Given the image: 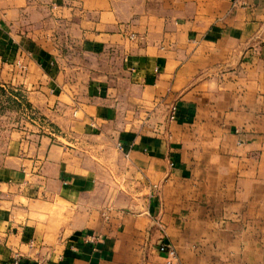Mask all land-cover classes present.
Wrapping results in <instances>:
<instances>
[{
    "label": "crops",
    "instance_id": "crops-1",
    "mask_svg": "<svg viewBox=\"0 0 264 264\" xmlns=\"http://www.w3.org/2000/svg\"><path fill=\"white\" fill-rule=\"evenodd\" d=\"M0 87V264H264V0H0Z\"/></svg>",
    "mask_w": 264,
    "mask_h": 264
},
{
    "label": "built area",
    "instance_id": "built-area-1",
    "mask_svg": "<svg viewBox=\"0 0 264 264\" xmlns=\"http://www.w3.org/2000/svg\"><path fill=\"white\" fill-rule=\"evenodd\" d=\"M176 113H177V107L176 105H173L172 108H171V112H170V120H173L175 119L176 117ZM173 164V163H172ZM159 249L162 253H167V262L166 264H176L174 262V259L176 258V250L175 248L172 246V245H167L165 243H162L160 246H159ZM21 259L22 257L20 256V254H17L15 257H14V261H13V264H21Z\"/></svg>",
    "mask_w": 264,
    "mask_h": 264
},
{
    "label": "rangeland",
    "instance_id": "rangeland-1",
    "mask_svg": "<svg viewBox=\"0 0 264 264\" xmlns=\"http://www.w3.org/2000/svg\"><path fill=\"white\" fill-rule=\"evenodd\" d=\"M5 92L4 90L0 87V111L3 110V107L5 106Z\"/></svg>",
    "mask_w": 264,
    "mask_h": 264
}]
</instances>
